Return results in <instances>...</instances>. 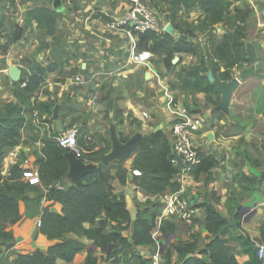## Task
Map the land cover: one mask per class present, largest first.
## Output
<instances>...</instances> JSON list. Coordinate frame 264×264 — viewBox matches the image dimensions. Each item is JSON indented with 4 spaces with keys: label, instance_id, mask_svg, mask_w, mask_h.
<instances>
[{
    "label": "crops",
    "instance_id": "obj_1",
    "mask_svg": "<svg viewBox=\"0 0 264 264\" xmlns=\"http://www.w3.org/2000/svg\"><path fill=\"white\" fill-rule=\"evenodd\" d=\"M144 1L160 15L161 22L166 26V29L167 26L171 27V36L177 39L185 35L178 36L175 26L176 24H182L179 16L186 12L183 10L176 11V18H173L174 21H177L175 23L170 21L169 18H164V16H169L171 12L174 13L170 6L171 0ZM231 1L233 3L231 16H234L237 10L242 11V15L253 11L243 20L241 33L246 36V40H243V42L250 41L256 46L259 60L255 75L241 83L234 92L230 105V117L225 114L222 116L215 114L218 115L217 117L223 118V126L225 128L219 132L220 134L214 132L213 129L216 128L215 125L221 118H214L212 113L214 107L212 103L208 102L205 94L190 90H179L178 96H174V92H169L180 106L205 114L206 118H209V122L203 127V133L207 136L206 150L215 146L220 148L221 154H226V157L217 158L219 162L212 170L210 177L208 175H201L198 178L194 176L174 177L176 182L182 184L198 210L193 226L186 225L192 228L193 234H200V238L205 240L206 244L214 239V236L206 230L205 226L208 206L216 210L223 218H229V211L234 206V198H231L227 191L232 175L242 169L251 178L258 180L254 191L242 201L245 206L251 204L252 207L246 208V210L249 211L248 214L253 215L249 218L241 214V220L237 223L233 221L224 236L228 247L232 250L239 263L244 264L250 258L245 253L243 246H241L240 238H250L255 244L263 241L261 229L264 225V176L260 169L255 168L249 161L264 163V151L262 150V141H264V12L262 14L260 12L261 9H264V0ZM13 2L8 5V11L11 10L12 5H15L17 8H12L18 12L16 19L11 18V14H7V27L9 29L10 24L12 34L17 26L23 28L24 33L21 40L17 43V47L14 48V52L4 57L7 62L6 69H10L12 66L19 67L22 70L21 79L25 77L28 79L29 75L36 73L38 67L47 68L52 66L55 69L45 75L41 84L42 86L45 84V89L48 93H40V89L30 95V101L36 100L43 109V119L46 120V123L38 127V129L33 130L29 127L23 131V143L19 147L22 148L24 157L30 158L33 162L41 158L44 139L50 138L51 133L56 132L55 123L51 118L47 117L48 114L46 113L45 104L50 102L55 103V106L57 104L61 106L60 120L63 124L64 132L76 127L75 124L81 121L78 116H74L75 109L78 108L80 110L82 108V112L91 113L89 119L82 123L81 129L84 133L79 137L80 145L85 150L84 158L87 161L104 154L110 142H112L111 134L107 135L110 132L109 120L115 124L118 133L125 137L133 136L138 132L144 136H151L159 131L165 134L168 133L173 116L167 100L168 95L164 93L165 87L161 88V90L159 89L162 96L153 97L150 96L149 92L138 93L140 95L138 99L146 107L145 109L141 107L138 118L135 116V119L141 121L140 128H137L133 121L131 122L129 118H126L127 114L136 109L135 100H131L125 93L121 98H117L114 93H111L109 103L91 104L92 102L90 101V104L82 105L84 98L94 93L89 92V87H92L95 91L94 94L98 96L99 90L104 83L101 79V74L128 78L126 77L127 74L132 73L134 70H142L145 82L149 81L148 84L155 87L157 80L154 78V72L156 70L163 72V69H160L153 62L143 67L128 64L127 60L131 51L134 49L150 51L149 47L151 45L149 44L148 49L139 50L138 35H128L125 32L117 31L111 27V22L103 20L97 15V12H101L116 20L125 14L127 9L124 6L116 0H14ZM37 7H46L56 12V40L54 39L55 37L46 36L44 31L37 28L35 22L29 24L26 21L27 11ZM194 13L200 16L199 12L196 11ZM242 15L239 17H243ZM225 27L228 31H223V35L233 33L237 29L240 31V28L236 25L230 28ZM216 29L218 33H221L220 28L216 27ZM39 34L43 35L42 40L37 39ZM208 45L206 46L204 43V46H206L203 50L204 53L207 52ZM191 58L193 57L191 56ZM20 60H23V63ZM179 62H181L180 59ZM186 65V62H184L181 67L186 70ZM242 65L248 66L247 63ZM244 68L235 67L233 74L237 75ZM147 74H150V80H146ZM7 76L9 77L8 74ZM7 76L5 75L3 78L7 79ZM119 83L120 81L118 80L117 82H111L110 85L116 86ZM161 85L164 86L165 84ZM148 88L149 91H153L152 86H148ZM10 93L13 96L14 91ZM86 93L90 95H86ZM67 96H72V102L68 100L69 98H66ZM143 112L148 113L149 117L147 119L142 117ZM64 113L68 117L65 118ZM119 113L124 118L120 125L115 121V116ZM103 114L106 116L105 120L102 117ZM71 117L74 118L71 119ZM234 121L239 124L234 123ZM158 129L159 131H157ZM105 132L107 133L105 134ZM89 133L96 135L98 140L94 144L92 143L91 147H89L85 139ZM210 135L212 136L211 140L208 139ZM249 136H251V142L254 143L255 147L246 143ZM134 158L122 161L123 165L120 164L128 172L127 175L123 174L126 176V187L120 185L116 176L117 170L115 169L114 174L111 172L115 178L113 182L114 193L124 196L130 213L133 214L134 211L136 213L137 208L141 210L148 208L152 214L157 215V210L152 203L155 195L148 194L133 182L135 177L133 175ZM34 187L38 192L29 193L30 201L20 203V222L3 228L4 231L12 235V242L9 243L11 247L8 250L4 246L0 247V264H15V259L20 254H31L37 250L45 251L58 243V241L50 240L42 234L40 228L37 227V223L41 221L44 208H50L60 213L61 207L59 204L47 201V191L41 183ZM128 191L131 193L128 194ZM199 193L203 196L209 195L206 200L202 201ZM238 224L240 226L237 227ZM152 233L156 235L157 240L150 247L144 248L133 244L131 228L129 231L123 232V236L129 240L131 246L124 249L119 247L118 254L114 257L112 256L113 252L104 254L100 248L93 245V241L71 235L74 239L84 243L86 248L76 255L74 261L70 263L59 261V264H138V259H133L131 253H137V256L150 255V252L154 248L156 250L157 246L162 244V241H165L166 244V237L162 235L159 228L153 229ZM186 237V234L176 231L171 242H178ZM230 239H233V241H230ZM156 241L159 242L158 245ZM230 243L233 244V247ZM170 246V243L167 244L166 249ZM164 252L166 253L167 251ZM172 253V263L181 264L179 254L176 251H172ZM162 255L164 256V254Z\"/></svg>",
    "mask_w": 264,
    "mask_h": 264
},
{
    "label": "trees",
    "instance_id": "obj_2",
    "mask_svg": "<svg viewBox=\"0 0 264 264\" xmlns=\"http://www.w3.org/2000/svg\"><path fill=\"white\" fill-rule=\"evenodd\" d=\"M170 6L174 10L173 18H175V12L179 10L186 13L199 12L201 20L199 31L203 34L215 32L216 27L225 23L230 17L236 19V23H238L245 20L250 14L248 12L242 15V11L237 10L236 14L231 16L233 6L231 0H171ZM97 15L103 20L113 21L107 14L97 12ZM240 15L243 17H239ZM56 19V12L46 7H37L26 13V21L29 24L35 22L37 28L50 37H55ZM14 30L6 44L2 46V55H7L9 49L22 38L24 29L17 26ZM242 30L243 28L240 31L237 29L233 33H226L221 39L210 37L206 53L198 48L195 43L196 34L192 31L185 33L189 35V40L185 35L176 39L168 33L162 35L151 32L138 34V49H148L149 44L151 45L150 51L155 56L162 58L164 67L168 71L174 72L173 81H170L173 90L177 87L180 91L190 90L203 93L208 102L216 107L220 103L221 94L215 85L210 84L207 74L212 71L216 81L225 84L232 81L235 67H241L243 63H247L246 49L244 50L245 42H243L246 40V36L240 33ZM54 39L56 40V37ZM184 54L195 57L198 64L192 70L181 69L176 72L180 62L177 65L172 64L175 55ZM222 69L224 70L222 71ZM54 70L52 66L38 67L35 74L29 75L27 87L23 89L20 85L25 79L14 83L24 93L19 96L16 92V96L22 101L28 100L30 95L41 89L45 75ZM45 107L47 117L52 118V109L55 107V103H47ZM212 113L213 115L219 114L213 111ZM29 127L30 121L23 108L18 105L10 104L5 112L0 114L1 224L16 225L19 223L21 220L20 203L30 201L29 193L38 192L34 186L21 180L22 174L18 166L10 170L8 177L2 175L3 160L7 151L23 143L22 133ZM59 135V133L52 132L50 138L44 139L42 157L35 161L39 168L40 183L47 191V201L59 204L61 207L60 213L50 208H44L40 230L50 240L58 241V243L45 251L37 250L31 254H20L16 257L15 264H59V261L66 263L74 261L76 255L86 247L84 243L74 239L71 235L93 241V245L100 248L104 254L113 252L112 256L114 257L118 254L119 247L124 249L131 246L129 240L122 235V232L129 226L132 227V241L135 246L148 248L153 245L155 242L152 231L156 226L157 216L152 214L148 208L143 210L139 208L135 221H133L124 196L114 193L115 178L111 174V166H118L135 157L133 170L141 173L140 177H134L133 182L136 186L151 195H158L168 189L179 190L180 184L174 180V177L180 171L171 164V147L166 134L159 131L151 136H144L123 162L111 166L101 165L96 174L84 178V186L67 183L66 176L69 166L64 158L67 150L58 146ZM118 136L122 143L128 141L129 137H125L121 133H118ZM82 138L84 137L82 136ZM111 150L112 142L104 154L89 159L88 162L101 164L103 157ZM217 164L218 160L215 156L202 152L199 154L198 164L192 170V175L196 178L201 175L210 177ZM244 178L252 186L258 183V180L249 175H245ZM118 179L120 185L126 184V176L120 172ZM58 184L65 189H58ZM239 219V215L236 214H233L232 218H223L216 210L208 206L205 226L214 239L199 255L195 252L193 243L176 246L175 251L180 256L181 264H240L224 239L228 227L233 221L237 223ZM3 228L4 226L1 227V229ZM179 228L176 220H170L163 222L160 230L164 237H172ZM261 233L262 242H264V225ZM7 234L9 235L7 240L12 242V235L9 232ZM5 236L6 233L3 232V235L0 234V239ZM240 243L250 258L244 264H263L257 257V244L250 238H240ZM138 264L145 263L138 259Z\"/></svg>",
    "mask_w": 264,
    "mask_h": 264
},
{
    "label": "rangeland",
    "instance_id": "obj_3",
    "mask_svg": "<svg viewBox=\"0 0 264 264\" xmlns=\"http://www.w3.org/2000/svg\"><path fill=\"white\" fill-rule=\"evenodd\" d=\"M14 0H0V70L6 68V59L4 57L8 56L10 53L14 52V48L17 47L18 44L13 45L10 49L7 55H2V46H4L7 42L8 37L12 34L11 31V27L9 24V29L7 27V14H11V18L16 19L17 16V12L14 10L17 7L14 5L11 6V10L8 11V5L13 2ZM14 9H13V8ZM248 11V9H247ZM232 12V11H231ZM251 13H253V11H250ZM249 12V13H250ZM261 14L264 12V9L260 10ZM165 14V13H164ZM172 14H174L173 12H171V14L169 16H164V18H169L170 21H174ZM13 15V16H12ZM178 17V14H177ZM181 18V22L182 24H176L175 29L178 31V36L179 35H184L186 32H194L196 34V40L195 43L197 44L198 48L202 51L206 48V46L208 45V37H216V38H221V36H223V31H228V29L225 27L227 26L228 28L232 27V26H238V28H242L243 27V21L242 22H238L236 23L237 20H234L233 18L230 17V19H228L225 23L220 24L217 26V28L221 29V33L217 32V29L215 32L211 33H202L199 31L200 28V23L201 20L199 18L198 14H195L194 12L191 13H182L181 16H179ZM176 18V16H175ZM231 20V21H230ZM166 22V21H165ZM175 23L177 22L176 20L174 21ZM15 31V30H14ZM13 31V32H14ZM241 33V32H240ZM243 34V33H241ZM186 38L189 40L190 37L188 34H185ZM43 35L39 34L37 36L38 40H42ZM204 43L206 44V46H204ZM245 50V48H244ZM259 56V54H258ZM3 57V58H1ZM193 57V56H192ZM175 58H179L181 60L180 64L178 65V68L176 69L177 71H180L181 69H183L182 63L186 62V70H192L194 69L197 64L198 61L195 57L191 58L190 55H175ZM174 58V59H175ZM23 63V60H20ZM154 64H156L160 69H163V72L161 74L162 78L165 80L166 82V86L164 85H159V83L157 82L155 84V87L153 85H149V81L145 82L144 78H143V71H136L134 70L132 73L127 74L126 77L128 78H123L122 76L118 77V76H111V75H104L101 74V79L103 80V85L101 87V89L99 90V94L98 96H96L94 93V89H92V87H89V92H94L93 95H90L89 93H86V95H90L89 97H85L84 101H82V105H87L90 104L89 102L91 101V104L94 103H100L101 101L103 102H110V95L111 93H114L117 98H121L122 95L128 96L131 100H135V111L130 112L129 114H127L126 118H129L131 120V122L133 121V123L135 124V126L138 128H140L141 126V121H139V119H135V116L138 118V114L139 111L141 110V107H143L144 109L146 108L145 106H143V103H141V100L138 99V97L140 96L138 93H144V92H149L150 96H162L161 94V88H167L169 91L174 92V96H178V92L179 89L176 87L175 90L172 89V85L170 84V81H173V75L174 72H170L168 71L165 67L164 64L162 62V58H160L159 56H156V58L152 61ZM179 63V62H178ZM249 66V65H248ZM248 66H244L242 65V68H247ZM244 68V69H245ZM184 70V69H183ZM78 71H80V69H78ZM241 72V70H240ZM238 72V74L240 73ZM237 75H233V78H235ZM5 75L7 76V73L5 74H0V114H2L3 112H5V109L7 108V106H9L10 104H15L18 105L20 107L23 108V110L25 111V115L27 117V119L30 121V127L31 129L35 130L38 129V127H41V125H44L46 123V120L43 119V114L42 112L43 109L40 107V105L37 103V101H30V98L28 100L22 101L19 99V97L16 96V92L18 93L19 96L24 95V93L22 92L21 88L19 86H15L14 83L11 82L10 78L7 76V79H4L3 77H5ZM26 80V77L24 78ZM120 81V83L116 86L110 85L111 82H117ZM229 83V82H228ZM227 84V83H225ZM148 86H152L153 91H149ZM10 88H12L10 90ZM17 88V89H16ZM155 88V89H154ZM160 89V90H159ZM11 91H14L13 96L11 95ZM48 93V91L45 89V84H43V86L41 85V91L40 93ZM26 93V92H25ZM29 96V95H27ZM35 96V95H34ZM72 96H67L66 98H69L68 100H71L72 102ZM143 97V96H142ZM34 98V97H33ZM216 99V98H215ZM220 100H221V96H220ZM74 101V100H73ZM138 101V102H137ZM77 102V101H76ZM79 103V102H77ZM81 103V102H80ZM78 106V105H76ZM75 108V107H73ZM82 108L80 110L75 109V117L78 116V119L81 120L80 123L75 124L76 127H73V129L75 128V130L77 131L78 134V139L80 137V135H82L83 130L81 129V125L82 123L85 122V120L89 119L91 113L90 112H82ZM219 116L224 115L223 113H219ZM218 115H214V118H216ZM64 117H68L67 114L64 113ZM105 120L106 116L103 114L102 116ZM74 117H71V119H73ZM217 118H221V117H217ZM115 121L118 123V125H120L123 122V115L121 113H119L117 116H115ZM107 122H108V118H107ZM109 126L113 123H111V121L109 120ZM234 123H236L234 121ZM224 122H223V118H221L215 125V129L214 132L216 134H220L219 132L221 130H223L225 127L223 126ZM239 124V123H236ZM214 127V126H213ZM107 132H105L106 134ZM110 132L107 133V135H109ZM89 136L88 138H90L91 140H88V145L89 147H91L95 141L97 140L96 135L94 134H90L87 135ZM106 136V135H105ZM134 136V135H133ZM133 136H130L128 138V140H130ZM251 136H249V139L247 140L248 142H246L247 144H251L252 147L254 146V143L251 142L250 139ZM244 140V139H242ZM262 150L264 151V141H262ZM93 143V144H92ZM91 144V145H90ZM256 151H258L257 149H255ZM220 148L219 147H215L213 146L212 148H209L207 150H204V152H207L208 154H212L213 156H215L218 159H221L223 157H226V154H221L220 153ZM217 159V160H218ZM219 162V161H218ZM250 163H252V165L257 168L260 169V171L264 174V163L260 164V162L258 161H249ZM123 165V164H122ZM122 165H116V166H111V172L112 174H114L113 172H115V169L117 170L116 176L118 177L119 172L121 174H128L127 170L123 169ZM11 170V169H10ZM10 170L8 171V174L10 173ZM7 174V175H8ZM245 175H247V172L244 170H239L235 175H232V178L230 179L229 183H228V194L230 195L231 198H234V206L232 207V209L229 211V218H232L233 214L239 215V220H241V214L243 212L244 209L246 208H250L252 207L251 204L245 206L244 202L242 203V201L245 199V197L248 196V194H250L252 191H254V188L257 187V184H255V186H252V184L250 182L245 181ZM8 177V176H7ZM231 177V176H230ZM124 187H126V184H124ZM124 193V191H123ZM200 194V193H199ZM209 194L203 196L202 194L199 195L200 199L202 201L206 200V197ZM139 211V208H137V212L132 214V219L133 221H135V218L137 216V213ZM236 212V213H235ZM238 219V217H237ZM179 224V229L178 231H180L181 234H186V238H182L180 241H175V242H171L170 240V247H168L165 251H167L166 253L163 252L164 256V260L167 262V264H173L172 263V259H173V253L172 251H175L176 246H184L186 244H190L193 243L196 249V253L202 254L205 251V248L207 246L206 241L200 238V234H193L192 233V228L186 226L185 224ZM10 224H1L0 223V234L3 235V232L6 233L5 237H2L0 239V247H5L7 250L11 247L9 245L10 241L7 240L8 238V232L7 231H3V229H1L2 226L6 227ZM240 226V224L237 225V227ZM130 228H132L131 226L128 227V231L130 230ZM125 230V231H127ZM124 231V232H125ZM123 233V232H122ZM123 235V234H122ZM182 237V235H181ZM174 238V237H173ZM230 241H233V239H230ZM162 244H165V241H162ZM231 244V243H230ZM233 247V244H231ZM1 249V248H0ZM155 252V248L153 251L150 252V255H144V256H137V253H131L132 258L133 259H139L141 261H143L145 264H150L151 262V258L152 255Z\"/></svg>",
    "mask_w": 264,
    "mask_h": 264
},
{
    "label": "built area",
    "instance_id": "obj_4",
    "mask_svg": "<svg viewBox=\"0 0 264 264\" xmlns=\"http://www.w3.org/2000/svg\"><path fill=\"white\" fill-rule=\"evenodd\" d=\"M127 10L120 18L113 20L110 25L113 29L131 34L154 33L162 35L166 33V26L161 22L160 15L150 8L144 0H116ZM142 17V19L139 18ZM156 56L152 51H138L134 49L129 53L127 60L128 64L136 67L148 66ZM9 69H1V73L8 74ZM161 70L154 72V78L159 85L166 84L161 76ZM28 80H24L20 87H27ZM164 93L168 95L167 100L172 109L173 120L168 133L167 140L171 147V164L179 169L177 177H191L193 168L198 164L199 154L206 150L207 136L203 133V127L209 122L205 114L192 111L184 106H180L171 96L169 90L164 88ZM142 117L147 119L148 113L143 112ZM89 137V136H88ZM85 137V139L91 140ZM92 141V140H91ZM58 146L73 152L77 158L85 160V150L79 145L78 134L75 128L63 132L57 138ZM18 166L21 170V180L31 186L40 184L39 168L30 158L23 156L22 148L15 147L7 151L2 165V175L7 177L10 175L8 171ZM8 174V175H7ZM135 177H140L139 171H133ZM180 184V182H178ZM60 190L65 189L61 185H57ZM155 209L157 210V222L154 229L161 227L165 221L176 220L177 223L193 226L197 217V209L194 206L192 199L187 194L182 184L179 190L168 189L158 195H155L152 200ZM37 227L41 228V221L37 223ZM152 237L157 240V237L152 233ZM158 241L156 244L158 245ZM257 257L264 264V242L257 244ZM151 264H166L163 255L160 253V247L157 246L151 258ZM131 264V263H128Z\"/></svg>",
    "mask_w": 264,
    "mask_h": 264
},
{
    "label": "water",
    "instance_id": "obj_5",
    "mask_svg": "<svg viewBox=\"0 0 264 264\" xmlns=\"http://www.w3.org/2000/svg\"><path fill=\"white\" fill-rule=\"evenodd\" d=\"M140 19L142 17L139 16ZM166 33L170 34V28L166 29ZM246 55H247V63L248 67L243 69L238 76L232 79L227 84H223L217 82L213 72L210 71L207 74L210 84L215 85L216 89L221 94V100L218 106L212 109L213 112L223 113L226 116L230 117V105L233 98L234 92L238 89L241 83L248 80L250 77L254 76L257 69V63L259 60L258 51L256 46L250 41H246L245 43ZM179 62V58H175L172 62L173 65H177ZM8 75L12 83H18L21 80L22 70L17 66H12L8 70ZM146 80H150V74L146 75ZM60 109L61 106L57 104L53 109L52 121L55 123V130L57 133L61 134L64 132L63 124L60 120ZM159 131V129L157 130ZM110 134L113 148L109 154L103 157L101 164L95 163H86L82 159L76 157L73 152L67 151L64 155L66 162L68 163L69 169L66 176L67 183L75 186H84V178L88 175L96 174L100 166H111L116 163H120L124 161L127 156L133 152L138 143L143 139L144 135L140 132L136 133L130 140L126 143H122L119 136L117 127L114 124L110 125ZM209 140L212 139L210 135L208 137ZM131 192L128 191V194ZM129 211V210H128ZM248 210H243L242 215L245 217H251L253 214H248ZM172 237H166V244H160V253L166 250V245L170 243Z\"/></svg>",
    "mask_w": 264,
    "mask_h": 264
},
{
    "label": "bare ground",
    "instance_id": "obj_6",
    "mask_svg": "<svg viewBox=\"0 0 264 264\" xmlns=\"http://www.w3.org/2000/svg\"><path fill=\"white\" fill-rule=\"evenodd\" d=\"M171 28L170 26H167V29Z\"/></svg>",
    "mask_w": 264,
    "mask_h": 264
}]
</instances>
